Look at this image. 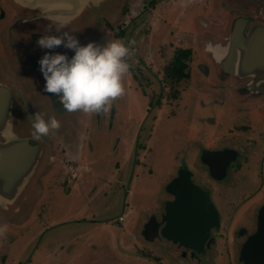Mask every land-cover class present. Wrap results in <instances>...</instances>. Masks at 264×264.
I'll use <instances>...</instances> for the list:
<instances>
[{
  "label": "rangeland",
  "instance_id": "obj_1",
  "mask_svg": "<svg viewBox=\"0 0 264 264\" xmlns=\"http://www.w3.org/2000/svg\"><path fill=\"white\" fill-rule=\"evenodd\" d=\"M101 5H93L87 26L79 27L87 28L76 37L81 43L123 40L129 48L126 57L137 80L129 70L122 74L123 91L109 100L106 112H40L44 119L54 116L60 120L63 133L71 130L68 134L73 148L60 166L59 174L65 172L62 181L50 179L44 189L43 175L55 174L49 167L52 160L47 146L61 134L51 137L49 132L38 137L49 155L44 156L48 159L39 175L36 194H42L40 209L35 212L30 208L19 225L0 226L5 227L2 232L6 233L1 236L5 244L0 248V257L6 253L5 264H150L136 255V246L142 243L139 234L143 221L161 215L166 200L171 198L167 184L188 166L193 172L192 180L210 193L223 222L214 231L219 264H237L227 237L234 227L225 223L231 209L229 199L238 198L234 194L237 190L229 189L228 179L216 180L202 170L196 152L201 121L198 118L196 123V109L191 102L195 89L200 93L208 87L206 78L196 83L195 69L199 63L192 22L195 30L202 5L206 10L203 18L209 13L212 18L211 0H112L105 15ZM180 41L192 53L186 61L188 78L173 88L180 95L177 98L171 95L173 90L161 88L160 72ZM20 93L14 96L13 106L17 135L26 123L20 112L37 111L35 107L22 106L26 100ZM28 117L31 122L33 113ZM225 118L228 125L230 118L228 115ZM25 126L23 132L29 133L28 123ZM73 156L79 161H74ZM245 184L252 188L255 182L250 177ZM26 193L25 208L38 200L34 199V189L29 187Z\"/></svg>",
  "mask_w": 264,
  "mask_h": 264
},
{
  "label": "flooded vegetation",
  "instance_id": "obj_2",
  "mask_svg": "<svg viewBox=\"0 0 264 264\" xmlns=\"http://www.w3.org/2000/svg\"><path fill=\"white\" fill-rule=\"evenodd\" d=\"M109 1L112 0H106L104 5H101L103 10L101 12L104 15L109 11L107 10ZM211 2L210 12L214 14L212 18L210 13L203 18L202 13L206 10L202 5L197 14L198 28L193 29L195 26L193 22L191 28L193 32L195 31L194 49L199 63L195 69L196 83L198 85L205 78L208 82L205 85L208 87L200 90V93L197 92L198 88L195 89V97L191 101L193 108L196 109L195 121L196 123L201 121L198 123L199 145L196 152L202 162V170L205 169L204 172L210 176L209 167L202 160L203 150H228L225 155L234 152V157L228 155L230 162L226 174L220 179L211 177L216 180L228 179L229 189L237 190L234 194L237 193L238 198L229 199L231 209L225 223L233 224L234 228L227 237L230 245L233 246V253H236V263L242 264V249L257 231L259 213L264 208V0H238L237 4L235 0H211ZM38 13V10L16 3L14 0H0V82L8 85L14 96L19 92L23 94L26 100L22 105L24 108H36L37 111L20 112L25 115V122L28 123L30 132H23L22 129L26 127V123H23L19 136L28 138L32 143L41 144L33 135L32 121L28 122V115L31 112L45 113L49 110L63 114L68 111L61 107L57 97L43 91L44 78L39 71L37 59L44 51L50 50L40 49L35 43L36 39L41 34L65 30L76 36L87 27L80 30L74 23H61L39 17ZM235 29L238 32H235ZM178 46H183L182 41ZM188 49L189 58L192 50ZM51 51H63L71 55L70 50L62 47ZM28 92L29 95L26 94ZM176 97L180 95L177 94ZM226 115L230 118L228 125L225 124ZM61 125L63 124H59L57 130L50 129V133L48 132L51 137L57 134L61 136L56 139L50 138L54 141L47 146L52 160L49 167L55 174L43 175L41 181L45 188L50 179L56 178V181L61 177L63 179L65 172L62 176L59 174L60 166L64 165L63 159L73 148L72 142L69 143L71 136L68 134L71 132L72 122L68 126L70 132L63 133ZM182 169L191 171L188 166ZM191 175H193L192 171ZM250 177L255 182L252 188L244 186L245 182L250 181ZM51 185L54 186V182ZM200 188L214 204L210 193ZM168 193L171 198L167 199L166 203L174 198L172 193L169 191ZM39 201H35L33 208L30 205L25 208L24 202L17 198L7 208L0 207V226H6L8 223L19 225L20 221L22 222L26 215H29L30 208L35 212L40 209ZM215 209L217 210L216 206ZM12 210L13 212L10 213ZM164 215L165 206L160 216L152 215L145 223L143 221L142 233L139 234L142 243L136 246V255L139 258L150 264H219L220 252L214 235V231L223 223L220 221L219 212L218 223L210 228L201 249L164 236L161 233L165 223ZM152 218L154 221L146 228ZM4 228L0 229V248L5 244L1 239V236L6 234L2 232ZM5 241L10 243L9 240L5 239ZM0 259L1 264H5L7 259L5 252ZM17 263L21 262L17 261Z\"/></svg>",
  "mask_w": 264,
  "mask_h": 264
},
{
  "label": "water",
  "instance_id": "obj_3",
  "mask_svg": "<svg viewBox=\"0 0 264 264\" xmlns=\"http://www.w3.org/2000/svg\"><path fill=\"white\" fill-rule=\"evenodd\" d=\"M39 11V17L84 27L93 5L105 0H14ZM238 30L235 29V32ZM14 92L0 82V207L7 208L17 198L27 199V188L38 192L39 175L49 156L44 146L32 143L15 132ZM228 150H203L202 160L211 176L222 178L229 165ZM225 156V157H222ZM227 156V157H226ZM234 157V152L230 155ZM45 158V159H43ZM217 159V161H216ZM173 200L165 205V223L161 233L184 245L201 249L210 228L218 223V212L209 196L192 180L189 169H181L168 184ZM154 218L146 225L149 227ZM242 264H264V208L260 210L258 229L244 245Z\"/></svg>",
  "mask_w": 264,
  "mask_h": 264
},
{
  "label": "clouds",
  "instance_id": "obj_4",
  "mask_svg": "<svg viewBox=\"0 0 264 264\" xmlns=\"http://www.w3.org/2000/svg\"><path fill=\"white\" fill-rule=\"evenodd\" d=\"M35 43L40 49L50 50L37 59L44 78L43 91L57 97L65 111L106 112L109 100L122 93L121 77L128 70L125 57L129 54L123 40L81 43L65 30L41 34ZM59 47L70 50L71 55L51 51ZM33 117V135L37 138L60 124L54 116L44 119L35 112Z\"/></svg>",
  "mask_w": 264,
  "mask_h": 264
},
{
  "label": "trees",
  "instance_id": "obj_5",
  "mask_svg": "<svg viewBox=\"0 0 264 264\" xmlns=\"http://www.w3.org/2000/svg\"><path fill=\"white\" fill-rule=\"evenodd\" d=\"M190 54V50L183 46H178L174 50V54L170 61L166 63L160 72V81L162 82L161 88H168L169 91H172L175 84L180 80L187 77L189 74L187 72V58ZM126 62L128 63V70L132 73L133 77L137 80L136 72L134 68L129 64V58L125 57ZM171 93V92H170ZM177 92L172 91L171 95L176 96ZM162 95V94H160ZM151 104L153 102L150 101Z\"/></svg>",
  "mask_w": 264,
  "mask_h": 264
},
{
  "label": "crops",
  "instance_id": "obj_6",
  "mask_svg": "<svg viewBox=\"0 0 264 264\" xmlns=\"http://www.w3.org/2000/svg\"><path fill=\"white\" fill-rule=\"evenodd\" d=\"M73 158H74V161H76V162H78L79 161V159L78 158H76L75 156H73ZM77 167V166H76ZM44 189H45V187L44 186H42ZM37 191H38V189H37ZM42 197V194L41 195H39L38 196V194L37 195H35V198L34 199H38V200H40V198ZM25 220V219H24ZM23 220V221H24ZM121 220V219H120ZM123 220V219H122Z\"/></svg>",
  "mask_w": 264,
  "mask_h": 264
},
{
  "label": "built area",
  "instance_id": "obj_7",
  "mask_svg": "<svg viewBox=\"0 0 264 264\" xmlns=\"http://www.w3.org/2000/svg\"><path fill=\"white\" fill-rule=\"evenodd\" d=\"M120 219H123V216H120Z\"/></svg>",
  "mask_w": 264,
  "mask_h": 264
}]
</instances>
